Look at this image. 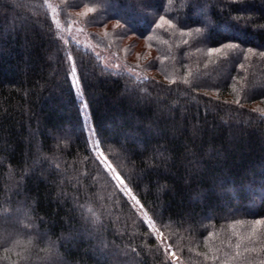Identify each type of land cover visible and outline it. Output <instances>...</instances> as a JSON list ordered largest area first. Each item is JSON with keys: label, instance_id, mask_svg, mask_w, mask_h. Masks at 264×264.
<instances>
[{"label": "trees", "instance_id": "16d2710c", "mask_svg": "<svg viewBox=\"0 0 264 264\" xmlns=\"http://www.w3.org/2000/svg\"><path fill=\"white\" fill-rule=\"evenodd\" d=\"M260 52L264 0H0V264H264Z\"/></svg>", "mask_w": 264, "mask_h": 264}, {"label": "rangeland", "instance_id": "374dc122", "mask_svg": "<svg viewBox=\"0 0 264 264\" xmlns=\"http://www.w3.org/2000/svg\"><path fill=\"white\" fill-rule=\"evenodd\" d=\"M24 26V25H22ZM27 29H30V26H26ZM32 28V27H31ZM64 33L67 37H71L74 40H77L78 43L83 44L84 46L93 49L98 55L102 56L104 58V61L106 64L108 65H113V62H116L115 60V55L107 52V51H103L102 49L98 48L93 42L92 40L89 38L88 34L86 33V31L84 30V28L77 22H73L69 27L68 30H64ZM119 62H117L115 65H118ZM92 132L91 130H89V135L91 136ZM92 144L94 145V148L97 152V154L99 155V157L104 160L107 163V167L110 169V164L107 161L106 157L104 156V154H102V151L99 147V144L96 140H94L92 138ZM143 146L141 145V148ZM114 171V170H113ZM115 172V171H114ZM115 177H117V179H119L120 183L122 184V189L124 190V192L128 195V197L132 200V202L138 207V209L140 210V212L142 213V215L145 217V219L147 220L148 224L150 225V227L153 229V231L157 234V236L161 239V241L164 243L165 247L167 249H169L170 251V255L177 260L178 257L176 256V254L174 253V251L170 248V246L167 244L166 240L163 237V234L157 230V228L155 227V225L153 224V222L151 221V219L145 214V211L142 209L140 203H137V199L136 197L133 195L132 191L129 189V187L125 184V182L123 181V179L115 172L114 173ZM219 189H221V186L218 185L217 186ZM253 197V196H252ZM263 195H260L259 198H262ZM255 198V197H253ZM80 234H83V232L81 231ZM101 254H99L100 256L104 257L105 253L100 252ZM178 264H180V262H178Z\"/></svg>", "mask_w": 264, "mask_h": 264}, {"label": "snow or ice", "instance_id": "6c2138e0", "mask_svg": "<svg viewBox=\"0 0 264 264\" xmlns=\"http://www.w3.org/2000/svg\"><path fill=\"white\" fill-rule=\"evenodd\" d=\"M196 30L198 32L201 31V29H196ZM238 48H239V45L230 44V43H224V44H222L219 47L210 48L209 49V55H212L213 53L219 54V53L223 52L225 49H229V50H233L234 51V50H236ZM251 51H252L251 49H248L249 53H251ZM259 55L261 57H264V52H260ZM245 58H247V57L245 56ZM239 67L242 68L243 65L241 64V65H239ZM73 72H75V69H73ZM137 203H139V201H137ZM161 223H163V221H161ZM255 223L258 225V224L261 223V221H256ZM253 232H255V228H253ZM53 247H54V245H53ZM237 247H239V245H237ZM237 255H240V253H237Z\"/></svg>", "mask_w": 264, "mask_h": 264}]
</instances>
